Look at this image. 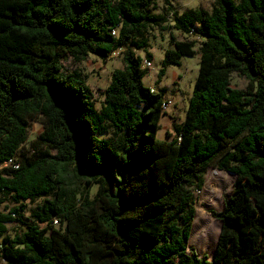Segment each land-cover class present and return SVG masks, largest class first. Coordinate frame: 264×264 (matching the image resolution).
<instances>
[{"label": "trees", "instance_id": "16d2710c", "mask_svg": "<svg viewBox=\"0 0 264 264\" xmlns=\"http://www.w3.org/2000/svg\"><path fill=\"white\" fill-rule=\"evenodd\" d=\"M176 1L0 0V197L11 203L0 264H264V0L182 13ZM154 28L189 39L170 34L152 92L142 62L153 61ZM119 51L125 67L98 110L86 75L65 63ZM197 53L185 120L159 139L161 78ZM37 118L43 131L29 142ZM214 168L237 181L211 212L221 230L210 261L189 242Z\"/></svg>", "mask_w": 264, "mask_h": 264}, {"label": "rangeland", "instance_id": "374dc122", "mask_svg": "<svg viewBox=\"0 0 264 264\" xmlns=\"http://www.w3.org/2000/svg\"><path fill=\"white\" fill-rule=\"evenodd\" d=\"M216 0H178L174 2V10L178 13L191 9H205L210 11ZM162 7L158 11L161 13ZM169 20L171 15H169ZM170 34H173L177 40L189 39L178 32L164 31L161 28L151 29L150 32V47L149 51L153 56L152 68L149 74L144 79L145 85H155L159 81V72L163 68L162 62L165 52L172 49ZM199 50V46H197ZM199 52V51H198ZM139 56L145 57V52L136 53ZM68 69H80L87 77L88 84L91 86L95 103L98 110H101L104 103L105 90L110 84L111 76L114 70L123 69L125 63L121 52H116L111 58L103 61L94 55H90L85 61L76 63L70 58L65 63ZM200 54L195 57L184 58L180 66H169L166 75L161 78V83L158 85L167 89V99L173 101V105L167 110V115L162 119L161 127L158 133L159 139H166L167 134H174V126H181L186 117V110L190 99L193 96L194 86L199 74ZM249 82L239 75H232V86L236 89L246 90ZM29 142L38 137L43 131V127L39 118L30 121ZM9 165V164H8ZM237 177L227 172L220 171L216 168L209 169L205 184L202 191L196 194L197 206L196 216L192 228L193 238L191 236L189 247L195 249L200 255L208 256L210 261H213L214 254L218 245V239L221 230V223L214 219L212 211H222L225 199L232 195ZM94 188L93 194H95ZM2 199V197H0ZM3 204H0V209H5V206H11L9 200L2 199ZM56 224V223H55ZM56 226H58L56 224ZM9 235L14 236L15 233L21 231L22 226L16 222L10 224ZM203 233L207 236H203Z\"/></svg>", "mask_w": 264, "mask_h": 264}, {"label": "built area", "instance_id": "2783aa9c", "mask_svg": "<svg viewBox=\"0 0 264 264\" xmlns=\"http://www.w3.org/2000/svg\"><path fill=\"white\" fill-rule=\"evenodd\" d=\"M192 35V33L190 34ZM142 65L144 68L146 69H151L152 68V61H149L147 59H144V61L142 62ZM152 92L154 91V87H150ZM173 105V101L171 99H166L164 104H163V111L167 112V110Z\"/></svg>", "mask_w": 264, "mask_h": 264}, {"label": "crops", "instance_id": "0c3cea01", "mask_svg": "<svg viewBox=\"0 0 264 264\" xmlns=\"http://www.w3.org/2000/svg\"><path fill=\"white\" fill-rule=\"evenodd\" d=\"M149 87H154L155 85H148ZM163 88V87H162ZM163 119H164V117H163Z\"/></svg>", "mask_w": 264, "mask_h": 264}]
</instances>
